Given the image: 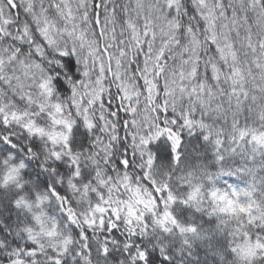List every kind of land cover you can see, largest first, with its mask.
<instances>
[{"label": "snow or ice", "instance_id": "obj_1", "mask_svg": "<svg viewBox=\"0 0 264 264\" xmlns=\"http://www.w3.org/2000/svg\"><path fill=\"white\" fill-rule=\"evenodd\" d=\"M0 264H264V0H0Z\"/></svg>", "mask_w": 264, "mask_h": 264}]
</instances>
